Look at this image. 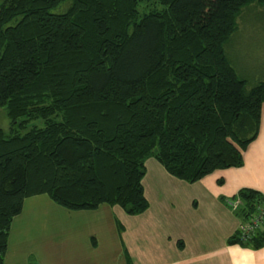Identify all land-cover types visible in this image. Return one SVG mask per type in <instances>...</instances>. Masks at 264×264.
<instances>
[{
    "label": "trees",
    "instance_id": "obj_1",
    "mask_svg": "<svg viewBox=\"0 0 264 264\" xmlns=\"http://www.w3.org/2000/svg\"><path fill=\"white\" fill-rule=\"evenodd\" d=\"M252 3L264 0H0V107L11 125L0 128V264L27 197L135 215L148 207L149 157L190 183L242 165L264 80L248 88L224 48ZM235 197L243 221L264 201L250 188ZM229 243L258 248L264 226Z\"/></svg>",
    "mask_w": 264,
    "mask_h": 264
},
{
    "label": "crops",
    "instance_id": "obj_2",
    "mask_svg": "<svg viewBox=\"0 0 264 264\" xmlns=\"http://www.w3.org/2000/svg\"><path fill=\"white\" fill-rule=\"evenodd\" d=\"M242 165L195 182L145 160L148 207L127 214L119 205L67 210L47 195L27 197L11 222L4 264H264L258 248L229 243L240 218L228 200L242 188L264 194V101Z\"/></svg>",
    "mask_w": 264,
    "mask_h": 264
},
{
    "label": "rangeland",
    "instance_id": "obj_3",
    "mask_svg": "<svg viewBox=\"0 0 264 264\" xmlns=\"http://www.w3.org/2000/svg\"><path fill=\"white\" fill-rule=\"evenodd\" d=\"M68 7L69 2H66L61 4L56 11L63 12ZM237 23V31L225 44L224 49L237 76L245 79L247 87L250 88L264 80V5L252 3L245 6ZM34 123L42 125L41 120ZM10 126L6 109L0 107V128L8 131Z\"/></svg>",
    "mask_w": 264,
    "mask_h": 264
},
{
    "label": "built area",
    "instance_id": "obj_4",
    "mask_svg": "<svg viewBox=\"0 0 264 264\" xmlns=\"http://www.w3.org/2000/svg\"><path fill=\"white\" fill-rule=\"evenodd\" d=\"M241 200L238 197H235L229 200L228 205L231 211H236L240 205ZM264 226V201L258 203L255 206L254 211L251 213L250 218L248 220H241L239 221L238 230L240 231V235L243 241H247L251 235L263 228Z\"/></svg>",
    "mask_w": 264,
    "mask_h": 264
}]
</instances>
